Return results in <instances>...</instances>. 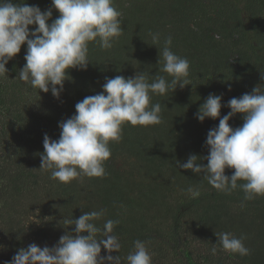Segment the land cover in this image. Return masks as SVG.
Here are the masks:
<instances>
[{
  "label": "trees",
  "instance_id": "1",
  "mask_svg": "<svg viewBox=\"0 0 264 264\" xmlns=\"http://www.w3.org/2000/svg\"><path fill=\"white\" fill-rule=\"evenodd\" d=\"M25 2L42 11L51 7V0ZM116 6L123 11V34L111 49L90 43L87 69L68 70L59 98L18 79L26 44L0 76V264L32 243L55 246L74 230L64 218L100 209L105 215L95 221L98 227L108 219L119 221L114 233L122 248L111 255H120L121 264H127L137 239L148 242L152 264H264V196L242 205L241 189L219 192L202 174L176 165L191 154L208 155L207 134L219 118L200 122L196 113L210 94L222 96L226 105L264 87V0H116ZM58 16L53 8L52 20ZM150 33L160 34V45H152ZM169 36L171 50L190 62L189 85L152 96V103L161 104L162 123H126L122 140L109 144L104 177L82 176L65 184L39 170L45 134L58 140L59 122L75 114L77 102L100 93L106 77L144 72L171 81L159 71L158 51ZM230 111L222 106L221 118ZM229 124L242 126L243 114ZM233 172L225 169L229 177ZM190 185L199 188L198 198L184 191ZM220 232L246 236L251 255L231 254L219 245L212 255ZM101 255H107L103 248Z\"/></svg>",
  "mask_w": 264,
  "mask_h": 264
},
{
  "label": "clouds",
  "instance_id": "2",
  "mask_svg": "<svg viewBox=\"0 0 264 264\" xmlns=\"http://www.w3.org/2000/svg\"><path fill=\"white\" fill-rule=\"evenodd\" d=\"M53 8L59 12L54 20ZM122 17L123 11L116 6V0H51V7L44 11L25 0L20 3L0 0V76L8 73L6 65L26 44V64L20 69L18 79L44 93L51 90L59 98L65 80L69 79L68 70L87 69L90 43L105 50L113 47L124 31ZM150 35L153 46L161 44L159 33ZM171 45L169 36L158 50L162 58L159 71L172 77L170 82L163 75L150 78L144 72L128 78L106 77L100 93L77 102L75 114L59 122L58 140L45 134L39 170L50 171L51 179L65 184L82 176L104 177L105 162L112 155L109 144L122 140L126 123L131 126L162 123L161 104L152 103V96H163L177 86L189 85L190 62L176 55ZM221 100L222 96L210 94L196 113L200 122L219 118L218 126L207 134L208 155L191 154L186 162L177 161L176 165L196 175L202 174L219 192L230 194L241 189L243 205L264 196V87L257 85L251 93L231 98L226 105ZM222 106L231 111L221 118ZM237 113L243 114V124L233 128L229 121ZM205 159L206 165L202 163ZM226 168L234 169L230 177L225 174ZM184 191L193 199L200 196L198 187L190 185ZM104 215L105 210L100 209L88 211L77 219L64 218V224L74 225V230L62 235L55 246L41 248L32 243L20 248L5 264H121L120 255H111L120 253L122 248L119 236L114 233L119 221L108 219L100 228L95 221ZM215 235L218 242L210 249L212 255L217 254L216 245L241 257L251 255L244 244L246 236L237 237L231 232ZM102 248L107 255H101ZM152 256L148 242L137 239L125 259L127 264H152Z\"/></svg>",
  "mask_w": 264,
  "mask_h": 264
}]
</instances>
